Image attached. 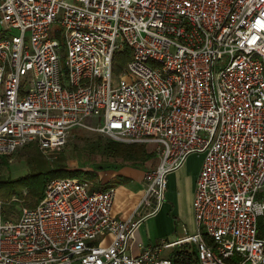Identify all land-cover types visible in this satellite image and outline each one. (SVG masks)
Segmentation results:
<instances>
[{
    "label": "built area",
    "instance_id": "2783aa9c",
    "mask_svg": "<svg viewBox=\"0 0 264 264\" xmlns=\"http://www.w3.org/2000/svg\"><path fill=\"white\" fill-rule=\"evenodd\" d=\"M0 31V158L61 150L76 129L153 146L139 208L157 212L203 157L195 234L134 256L142 220L113 216L114 188L54 178L17 219L0 199V264H264V0H0Z\"/></svg>",
    "mask_w": 264,
    "mask_h": 264
},
{
    "label": "crops",
    "instance_id": "0c3cea01",
    "mask_svg": "<svg viewBox=\"0 0 264 264\" xmlns=\"http://www.w3.org/2000/svg\"><path fill=\"white\" fill-rule=\"evenodd\" d=\"M202 165L203 157L192 155L168 177L166 200L157 212L139 208L145 196L144 176L152 169L126 166L119 171L99 173L98 179L93 181L94 186L115 184L113 216L119 220H142L131 240L129 254L139 256L146 247L173 244L197 232L193 201ZM110 241L111 237L107 236L104 244ZM179 248L181 246L163 247L159 257L175 260L172 256Z\"/></svg>",
    "mask_w": 264,
    "mask_h": 264
},
{
    "label": "trees",
    "instance_id": "16d2710c",
    "mask_svg": "<svg viewBox=\"0 0 264 264\" xmlns=\"http://www.w3.org/2000/svg\"><path fill=\"white\" fill-rule=\"evenodd\" d=\"M130 58L131 52L128 48L117 53L113 61V71H120L122 67L121 64L124 65ZM80 155L81 157L87 156L86 158H88V160L86 161L82 159L80 166L77 169L71 170L66 166H57L56 169L47 172L46 175L44 174L45 177L37 183L33 178L30 179L28 177L15 180L0 179V199L9 200L12 195H16L20 198L21 190L27 189L28 195L35 198L34 205H37L42 199L44 187L48 180L54 178H76L77 176H80V179H88L93 183V181L98 179L100 172L119 171L126 166L141 168L147 166V163L157 159L155 148L153 146L138 143H120L105 138L102 135H95V137L92 138L87 137L84 143V150L80 152ZM7 156L8 155L3 156L2 159ZM93 157H101L102 159H105L100 163L93 162L88 164L89 158L92 159ZM5 163V160L2 161V164ZM113 186H115V184L112 186H105L99 183L97 186H94L93 183L94 190H107L113 188ZM34 205H30L29 207H33ZM14 206L15 203L11 205L6 204L5 210L7 215L11 213L9 211ZM187 250V245L182 246L174 252L172 258H176L178 262L182 255H186L188 252Z\"/></svg>",
    "mask_w": 264,
    "mask_h": 264
},
{
    "label": "rangeland",
    "instance_id": "374dc122",
    "mask_svg": "<svg viewBox=\"0 0 264 264\" xmlns=\"http://www.w3.org/2000/svg\"><path fill=\"white\" fill-rule=\"evenodd\" d=\"M58 30H60V25L58 23H55L52 25L51 30H49V34L53 35ZM130 60L131 58L124 65L121 64L122 67L120 71H113L114 81L117 82V80L121 76L124 77V73L128 71V63L130 62ZM26 88H28V86H26ZM98 122L99 120L97 118H93L89 119L87 121V124L97 126L99 124ZM95 135L100 134L91 130L76 129L69 134L66 146L63 149L57 151H42L37 147L36 144L26 145L15 153L9 154L4 159H2V157L0 158V179L15 180L23 177H28L30 179L33 178V180L37 183L45 177L47 172L56 169L57 166H66L71 170H75L80 166L82 159L86 161L88 160V158H86L87 156L81 157L80 152L84 150V143L86 141V138H92L95 137ZM104 159L105 158L102 159L101 157H93L92 159L89 158L88 164H91L93 162L100 163ZM4 160L6 161V163L2 164V161ZM159 162L160 160L157 158L156 160L147 163V166L141 167V169H153L159 164ZM80 178V176L76 177V179ZM21 191L23 192L28 190L22 189ZM22 192L20 198L16 195H12L9 200H5L2 198L3 201L8 205L15 203V206L12 207V209L9 211L11 213L7 215L5 210V215L13 216L14 214V218L17 219L22 206L32 208L29 206L34 205L35 198L28 195V192H26L25 195L22 194ZM13 198H16L17 201H14Z\"/></svg>",
    "mask_w": 264,
    "mask_h": 264
}]
</instances>
